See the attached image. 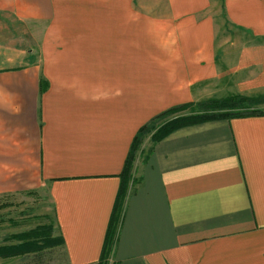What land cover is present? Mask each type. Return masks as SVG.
I'll return each instance as SVG.
<instances>
[{
	"label": "crops",
	"instance_id": "obj_1",
	"mask_svg": "<svg viewBox=\"0 0 264 264\" xmlns=\"http://www.w3.org/2000/svg\"><path fill=\"white\" fill-rule=\"evenodd\" d=\"M214 82L264 91V0H0V197L44 193L99 264L137 133ZM117 232L115 264H264V115L152 145Z\"/></svg>",
	"mask_w": 264,
	"mask_h": 264
},
{
	"label": "rangeland",
	"instance_id": "obj_2",
	"mask_svg": "<svg viewBox=\"0 0 264 264\" xmlns=\"http://www.w3.org/2000/svg\"><path fill=\"white\" fill-rule=\"evenodd\" d=\"M144 1L149 3L151 0ZM207 95L209 99H226L235 95L256 98L264 95V91L240 94L230 82H214L208 86ZM253 109L264 112V105ZM190 114L191 110L176 117ZM152 136L150 133L143 138L134 164L137 158L148 154L153 145ZM59 236L53 205L44 193L0 197V264H68L65 246L56 243Z\"/></svg>",
	"mask_w": 264,
	"mask_h": 264
},
{
	"label": "trees",
	"instance_id": "obj_3",
	"mask_svg": "<svg viewBox=\"0 0 264 264\" xmlns=\"http://www.w3.org/2000/svg\"><path fill=\"white\" fill-rule=\"evenodd\" d=\"M258 105H264V95H260L256 98L235 95L226 99H208L172 108L151 119L146 125H144L133 141L124 170L121 174V186L99 264H115L111 259L117 240L118 226L123 216L127 192L133 180L136 152L138 151L143 138L146 135L153 133L152 141L154 145L162 141L174 131L187 126L219 119L263 116L264 112L253 109ZM236 109H238V111H235ZM190 110V115L176 117L179 113ZM56 243L64 248L65 243L61 234L56 239ZM31 252L33 253L35 251ZM37 254L40 255L42 253Z\"/></svg>",
	"mask_w": 264,
	"mask_h": 264
}]
</instances>
